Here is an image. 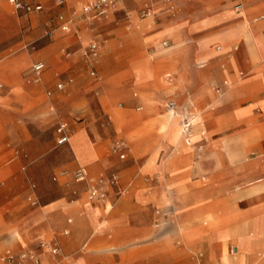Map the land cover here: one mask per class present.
I'll return each instance as SVG.
<instances>
[{
  "label": "crops",
  "instance_id": "crops-1",
  "mask_svg": "<svg viewBox=\"0 0 264 264\" xmlns=\"http://www.w3.org/2000/svg\"><path fill=\"white\" fill-rule=\"evenodd\" d=\"M94 1L97 0H63L58 9L63 19H58V27L52 30V43L34 55L20 53L0 61V76L20 68L10 79L13 82L18 72L28 66V60L42 58L36 60L45 64L41 75L36 78L31 71L30 75L38 81L46 71L47 86L55 88L53 83L58 80L65 82L66 90H56L53 101H43L34 111L23 113L22 122H34L39 128L52 116L68 120L71 129L64 123L69 138L75 133L85 136L92 144L93 158L83 165L68 141L64 145H68L72 157L65 155L63 159L59 152L49 160L45 157L48 145L41 144L39 135L33 137L27 132L20 136L9 132L2 155L9 156L6 164L12 172L9 179L27 185L30 182L40 185L48 170L82 167L87 172V181L112 174L119 176V184L110 190L109 198L121 187H126V191L116 199L114 207L103 212L108 207L106 203L89 201L87 182H78L73 201L58 197L40 209L27 208L12 216L0 228L5 235V226L22 222L9 231L1 245L29 244L16 253L33 248L41 264H108L102 253L114 246H106L111 233L147 234L151 228L158 227L152 221L158 214L165 218L167 212L162 214L157 210L158 205L143 203L138 198L141 192L157 184L156 174L144 169V160L137 156L156 149L172 115L166 107L165 112L162 110L167 101H175L173 98L165 101L168 89L162 93L160 76L168 71L173 76L174 91L180 96L185 92L188 95L182 101L185 108L175 101L178 111L192 114L196 110L197 129L211 139L208 146L211 159L194 161L190 149L192 137L191 143L185 144L179 127L174 147H178V152L173 153V149L161 161L172 185L167 189L169 204L161 207L172 206L167 216L173 218L178 234L187 242L182 250H203L199 252L203 264H264V0H197L191 7H187L188 0L181 4L166 0H108L103 15L95 21L83 23L73 19L72 11L82 3ZM26 2L42 7L40 0ZM238 2L242 3L240 10L235 8ZM146 3L153 6V12L142 15ZM2 5L7 10L6 3ZM214 43H219L215 50ZM91 44L97 46L96 65L91 62L88 66L78 65L76 60L81 58L82 49ZM219 45L221 49H217ZM84 63L82 60L81 64ZM223 79V85L230 83L227 91L239 97L217 106H204L206 100L217 101L209 83H221ZM35 88L42 89L45 85ZM120 101L126 104L124 108ZM7 109L5 115L15 116L17 109ZM81 115L100 124L81 126L83 122L74 120ZM146 121L149 130L137 136L129 135L130 144L123 138L112 141L125 143L122 152L109 151L108 156L95 158L97 138L126 135L128 123ZM253 151L262 154L248 156ZM148 180H154V184L145 185ZM84 193L95 211L88 212L85 205H80ZM65 215L72 216L74 221L67 219L69 227L63 230L64 236L43 240L56 234ZM26 219L37 220L30 232L23 231L29 222ZM18 238L27 239L15 240ZM52 241L59 246L57 254L36 247L39 242ZM163 255L128 263L117 258L113 264H199L201 261L197 257L192 262L188 258L176 261V252L166 251Z\"/></svg>",
  "mask_w": 264,
  "mask_h": 264
},
{
  "label": "rangeland",
  "instance_id": "rangeland-1",
  "mask_svg": "<svg viewBox=\"0 0 264 264\" xmlns=\"http://www.w3.org/2000/svg\"><path fill=\"white\" fill-rule=\"evenodd\" d=\"M40 1H42L41 3L43 7V10L41 12L24 13L21 11H16L8 0H0V61L10 56L18 55L20 53H28L34 55L38 53L44 46L54 41V39L50 38L46 34V32L55 30L58 27L59 21L57 18V14L59 12L58 9L60 8V4H58V0ZM3 2L6 3L7 10L4 9L2 5ZM183 3H186V0ZM188 3L189 5L187 7H191L192 5L197 3V0H188ZM85 5L87 4L82 3L76 10L72 11V16L74 20L81 21L83 23H91L96 19H92L90 13H83V7ZM62 14H64V16L66 15L63 10ZM69 20L70 19L67 18V25H69ZM216 44L219 43L213 44V50H215L214 47ZM220 45L223 46V44L221 43ZM87 47H85V49H82L81 58L76 60V63L78 65L80 64V66H88L90 62L93 63V65H96L94 59L96 60L97 56L95 57V55L92 56L88 53L86 54V52H88ZM40 59L42 58L32 57L30 59V62L28 60V66L18 72L17 79L13 82H10V79L14 77V73H16V71L20 68H17L13 73H10L9 75L3 73V75L0 76V82L2 83V88L0 89V115L2 116L0 117V129L2 130V133L0 134V228L5 225L12 218V216H15L17 213L24 209H40L48 202L58 197H64L65 201L67 202H71L76 198V196L73 194L75 191H77L75 184L78 183L74 179V172L76 167L72 169L62 168L56 171L48 170V172H46L45 178L42 180L40 185H36L32 182L28 183L27 185L20 180L9 179L10 174L12 173L6 166L7 162L9 161V156L7 154L2 155L7 147V144H4L5 136L8 135L9 132H14L19 136L22 133L27 132L33 137L39 135L41 144L48 145L46 147L47 152L45 155L47 159H53L54 156L59 155V152H62L63 159L65 158V155L72 157L70 150L68 149V145L60 146L57 145L55 141V128L57 123L66 121L71 129V125L68 120L52 116L45 122L44 125L39 128L35 125L34 122H22L23 113L34 111L36 107H38L39 104H41V102L43 101H53L55 99L56 90L61 92L66 90V84H64L65 82H63L62 79L61 82H63V86L61 89L57 87V84L60 83V81L58 80H55L53 83V86H55V88H53L52 86H47L46 84L49 79L46 71L38 81L34 80V77L30 75V67L33 62ZM82 60L85 61L84 64H81ZM204 65H207V62H205ZM196 66L198 67V63H196ZM167 74L169 75L167 76ZM160 79L164 86L162 93L164 94V91H166L167 89V91H169V93L164 94L165 101L167 98H173L175 101L180 103L183 108H185V103L182 101H184L183 99L188 98V95L185 92L184 96H180V94H177L174 91L172 85V74L168 71H165L160 76ZM223 82H225V79H223L221 83H218L216 81H211L209 83L211 91L217 96V101L212 102L206 100L203 102L204 106H217L219 105V103L239 97L238 94L229 93L227 91L230 84L229 82H227V85H223ZM41 84H44L45 88L35 90V87L41 86ZM26 88L34 89L27 91ZM5 95H9L10 97L6 99ZM92 96H95L94 93H92ZM88 101L90 102V105L94 107L93 101L91 99H89ZM120 102L122 103V108H124L126 104L123 103V101ZM115 105L117 106L116 103ZM9 107L17 109V111L15 112V116L10 117L5 115L7 111H9L7 109ZM23 107L24 110L22 112ZM162 110L165 112V106ZM93 112L95 114L98 113V111H95V109H93ZM192 112L193 116H195L197 113L196 110H192ZM171 116L167 121L166 127L162 132L160 141L158 142L156 149L152 153H144L137 156L138 158H142L144 160V169L155 172L157 180V184L155 186L149 188L147 191L141 192L138 195V198L143 203L150 202L158 205L159 207L157 210L162 214H164L165 212H167L168 214L172 211V206L161 207V205L169 204L167 189L171 188L172 185L169 184L171 182L168 181L167 175L162 169L161 161L167 153L171 152L174 149L177 131L180 127L179 120L176 119L173 114ZM86 119L87 118L85 117V115L74 118L75 122H83L81 126H92L93 124H100V122H96L93 119H91L92 121ZM261 122L263 123V121ZM197 127V122L196 120H194L191 132L193 142L191 143L190 149L192 150L194 161L206 162L207 160L211 159L208 155V146L211 142V139L203 135L201 130H198ZM125 128L127 130L126 135H118L114 138L101 136L96 139L94 143V154L97 160L109 155V151H111L109 150L110 145L114 139L123 138L128 144H130L132 139L131 137H129V135L133 134L137 136L138 134L148 131L149 123L147 121L131 122L128 123ZM164 141H166V143ZM69 144L74 156L83 165H86L93 158L92 144L85 136L81 135L80 133L73 134L70 137ZM177 152L178 147L173 150V153ZM261 154V151H253L250 152L248 156L254 157ZM88 178H90V176H88ZM144 184H154V180H148ZM144 184L142 183L143 186ZM125 191L126 187L120 188V194H117L118 191H114V196L112 197V199L109 198V200L106 202V205L108 207L103 212H107L108 210H110V208L114 207L116 199H118V197L121 196ZM80 205H85L88 212L95 211L87 202L85 193L80 200ZM167 214L165 218L160 217L158 214V216L151 223H157L158 227L151 228L147 234L111 233L109 235V241L106 243V246H114H110L105 249L108 252H101L108 258L107 263L113 264L114 260L117 258H120L121 262L128 263L140 258H152L156 256L160 257L164 254V252L167 251L168 253L176 252V255H174L176 261L187 260L188 258V260L192 262V258L197 257L201 260L199 264H203L202 256L199 255V252L203 253V250H182L185 241L183 242L180 235L178 234L175 224L172 222L173 218L168 217ZM67 219H71L72 222L74 221L72 216L65 215L63 217V223L60 225V229L56 231V234H51L50 237L44 238L43 240H54L58 235H63V230L66 229V227H69ZM30 220L31 219L25 220L29 222L24 225L23 231L30 232L36 226L37 220ZM21 222L11 226H5L7 237L9 231L18 227ZM97 228L98 226L96 227V229ZM6 235L4 231H0V242L5 239ZM26 239L18 238L15 240L25 242ZM59 245L61 249L60 251L62 252V246L60 243ZM28 246L29 244L21 243L2 246L0 243V255H4L6 251L16 253V251H18L22 247L25 248ZM115 246L119 247L120 249ZM178 250L179 253H177ZM257 253L258 252H256V254ZM163 258L166 261L164 255Z\"/></svg>",
  "mask_w": 264,
  "mask_h": 264
},
{
  "label": "built area",
  "instance_id": "built-area-1",
  "mask_svg": "<svg viewBox=\"0 0 264 264\" xmlns=\"http://www.w3.org/2000/svg\"><path fill=\"white\" fill-rule=\"evenodd\" d=\"M9 3L13 6L16 11H21L24 13L39 12L42 7L36 3H30L23 0H8ZM108 0H97L90 2L83 7V13H90L91 18L101 17L104 13V7ZM170 4H181L185 0H166ZM63 0H58V4H62ZM235 8L240 10L242 8V3L238 2L235 4ZM153 12V6L149 4H144L141 9L142 15H149ZM57 18L62 20L63 16L61 14L57 15ZM46 34L51 37L53 31L50 30ZM97 46L96 44H91L87 47L88 52L92 56L96 53ZM217 49H221L220 46H217ZM45 69V64L42 61H36L31 65V73L37 78L41 75ZM62 83L57 84L58 88H62ZM2 88V83L0 82V89ZM166 110L171 113L178 112V106L173 100H169L166 103ZM192 114L190 112H185L181 118L182 124V133L183 140L185 144L191 143V132H192ZM57 132V145L67 144L69 141L68 127L66 123L59 122L56 126ZM126 145L122 140H116L110 145V150L112 152H122L125 149ZM123 156V154H121ZM74 179L76 182H87L86 184V196L87 199L95 203H106L109 200V192L111 189H114L119 184V176L117 174H112L109 177H99L91 181H87V172L84 168L79 167L74 172ZM117 194H120V189L117 190ZM37 248L43 249L49 253L57 254L59 252V246L56 241L52 242H39L36 245ZM2 262L4 263H14V264H40L39 259L33 248L21 251L19 253H11L6 251L2 257Z\"/></svg>",
  "mask_w": 264,
  "mask_h": 264
},
{
  "label": "bare ground",
  "instance_id": "bare-ground-1",
  "mask_svg": "<svg viewBox=\"0 0 264 264\" xmlns=\"http://www.w3.org/2000/svg\"><path fill=\"white\" fill-rule=\"evenodd\" d=\"M242 9V8H241ZM183 112V111H182ZM182 112H177V113H172L173 114V116L176 118V119H178L179 120V122H180V128H181V132H182V124H181V118H182V115H183V113ZM192 121H193V123H194V120H195V117L193 116V112H192ZM183 134V133H182ZM69 142H70V138H69ZM2 257H3V255H0V264H2V263H4V262H2ZM41 264V263H40ZM43 264V263H42Z\"/></svg>",
  "mask_w": 264,
  "mask_h": 264
}]
</instances>
